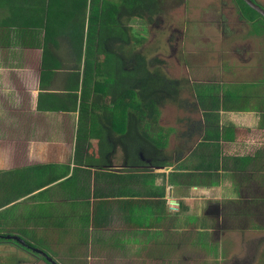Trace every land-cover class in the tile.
I'll return each instance as SVG.
<instances>
[{
  "label": "crops",
  "instance_id": "1",
  "mask_svg": "<svg viewBox=\"0 0 264 264\" xmlns=\"http://www.w3.org/2000/svg\"><path fill=\"white\" fill-rule=\"evenodd\" d=\"M0 1V236L62 241L72 257L90 248L83 264H247L227 260L256 250L264 232L263 83H249L253 93L227 83L207 87L212 100L203 105L194 98L201 115L186 124L201 128V137L176 140L177 155L188 150L173 166L146 160L135 167L128 160L133 144L128 155L117 140L118 108L114 140L89 139L90 116L94 128L110 125L102 103L87 107L82 69L80 83L64 67L45 76L43 86L38 14L25 9V16L11 18L21 2ZM64 46L47 47L65 61ZM129 48L136 49L135 40ZM251 71L258 73L244 70L249 77ZM60 100L66 111L57 110ZM169 143L160 140L165 151ZM1 240L0 256L4 248L15 251Z\"/></svg>",
  "mask_w": 264,
  "mask_h": 264
},
{
  "label": "trees",
  "instance_id": "2",
  "mask_svg": "<svg viewBox=\"0 0 264 264\" xmlns=\"http://www.w3.org/2000/svg\"><path fill=\"white\" fill-rule=\"evenodd\" d=\"M4 1L10 5L13 0ZM18 1L22 7H16V11L11 10L10 17H23L31 9L33 17L38 14L37 27L45 32L46 47L42 55L43 86L45 76L64 70V67L71 70L73 78L75 77L72 83H80L82 69V92L89 99L87 107L103 104V118L110 126L108 129L102 126L99 129L94 128L93 116H90L89 139L100 140L99 144L104 142V138L114 140L112 132L115 127L112 128V121L115 120V107L120 110L121 116L129 112L126 119L130 126L117 139L121 140L128 155L133 144L135 156L128 158L129 164L142 167L147 160L152 167H170L174 161H178L181 153L185 154L187 146L178 155L176 149L167 154L164 147L160 146V140H166V135L159 127V111L166 105H186L181 100V81L168 77L160 68L162 61L148 59L146 52L137 48L144 42L145 37L140 38L136 34L137 22L133 20L144 23L139 29L142 32V27L146 29L147 26L160 25V17L167 10L166 3L169 0H38V9L31 6L32 0ZM184 1L172 0L175 5L171 9L179 7ZM234 1L240 19L251 26L250 34L264 35V18L249 8L243 0ZM134 40L135 50L129 48ZM61 42L65 43V61L47 47H58ZM225 87L223 90L227 91ZM71 88L76 90L78 87ZM208 96L207 94L205 97ZM73 97L76 99V95ZM135 99L136 105L133 106ZM236 99H239L237 95ZM56 102L62 106L57 110L66 111L63 100ZM205 103L206 101L202 102L203 105ZM201 134V128L189 127L181 138L189 141L201 137ZM128 141L131 142L130 145ZM89 142L88 140L87 143L90 144ZM92 227L97 226L93 223ZM6 234L8 233L4 235ZM19 236L30 247L42 250L54 260L50 249H44L33 240L26 239L24 235ZM43 259L46 264H50Z\"/></svg>",
  "mask_w": 264,
  "mask_h": 264
},
{
  "label": "rangeland",
  "instance_id": "3",
  "mask_svg": "<svg viewBox=\"0 0 264 264\" xmlns=\"http://www.w3.org/2000/svg\"><path fill=\"white\" fill-rule=\"evenodd\" d=\"M253 1L264 8V0ZM174 5L175 3L169 0L166 3L167 10L160 17L162 21L160 25L147 26L146 29L142 27L144 32L139 30L144 23L133 19L137 22L136 34L140 38L145 37L144 42L137 48L146 52L148 59L162 61L160 68L167 76L181 81V100L186 103L184 108L189 107L187 112L179 106L166 105L159 111V127L162 132H165L166 140L170 141L168 151L166 150L167 154H171L176 149V140H182L181 135L188 130L186 124L193 120L199 121L201 113L194 112V98L199 104L202 102L195 97L196 94L205 102L208 91L206 89L214 83L218 85L227 83L232 86L228 88H233L238 93L250 91L253 93L251 86L248 85L252 82H261L264 85V67L262 68L264 66V35L250 34L251 26L240 19L234 0H185L179 7L171 9ZM249 58L253 61H249L246 67L244 64L250 60ZM246 69L256 70L262 75L251 71V75L254 76L249 77L250 75L244 72ZM210 99L212 100L211 95ZM133 104V106L136 105V99ZM120 114L118 109L116 118L121 134L129 128L130 124L126 119L129 112H126L124 116ZM260 225L262 226L259 227H264V219ZM30 236L31 238L24 235L25 238L33 240L44 249L50 248L51 251H49L58 264H83L90 257L88 250L90 248L80 247L75 250V255L79 253V256L72 257L64 254L68 246H63L62 241L56 244L55 240H50L47 246L46 242L36 239L33 235ZM259 237L261 239L256 250L254 248L248 251L243 250L240 255H234L227 262H241L242 259L245 262L247 259V264L253 261L255 264H264V232H259ZM259 237L252 235L253 239ZM18 255L15 257L4 254L0 256V264H46L41 258V261H37L24 254Z\"/></svg>",
  "mask_w": 264,
  "mask_h": 264
},
{
  "label": "water",
  "instance_id": "4",
  "mask_svg": "<svg viewBox=\"0 0 264 264\" xmlns=\"http://www.w3.org/2000/svg\"><path fill=\"white\" fill-rule=\"evenodd\" d=\"M247 6L249 8H251L252 10H254L257 14H259L262 18H264V8H262L260 5H258L257 3H255L253 0H243ZM0 238L4 239V240H13L17 243H19L20 245H22V247L24 248H32L30 246H28L25 242V240L23 238H21L19 235H1ZM32 250L38 254H41L46 260L47 262H49L50 264H57L56 261H54L51 257H49L45 252H43L40 249L37 248H32Z\"/></svg>",
  "mask_w": 264,
  "mask_h": 264
},
{
  "label": "flooded vegetation",
  "instance_id": "5",
  "mask_svg": "<svg viewBox=\"0 0 264 264\" xmlns=\"http://www.w3.org/2000/svg\"><path fill=\"white\" fill-rule=\"evenodd\" d=\"M6 235H13V234H10V233H8V234H6ZM5 235V236H6ZM4 236V235H3ZM27 239V238H26ZM3 243H4V246H7V245H10V246H13L14 248H15V251H17V253L15 252L14 253V251L13 252H10V251H8V249H6V248H4V254L5 255H9V256H15V257H17V256H19L18 254H24V255H26L27 257H29V256H32V257H34L36 260H39V261H44V257L41 255V254H38V253H36V252H34L33 250H32V248H28V250H27V248H24V247H22V245H20L19 243H17V242H15V241H13V240H1ZM27 244V243H26ZM28 245V244H27ZM29 246V245H28ZM38 249V248H37ZM41 256H42V259L40 260V258H41ZM29 258H31V257H29ZM55 261V260H54ZM22 263V262H21ZM57 263V262H56ZM58 264V263H57Z\"/></svg>",
  "mask_w": 264,
  "mask_h": 264
}]
</instances>
